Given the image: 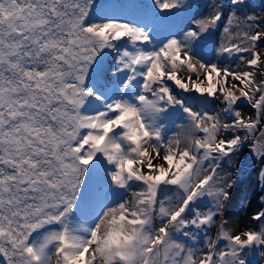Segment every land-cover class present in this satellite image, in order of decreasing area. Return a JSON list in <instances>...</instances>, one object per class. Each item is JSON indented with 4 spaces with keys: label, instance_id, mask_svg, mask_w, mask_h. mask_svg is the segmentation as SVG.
Here are the masks:
<instances>
[{
    "label": "snow or ice",
    "instance_id": "obj_1",
    "mask_svg": "<svg viewBox=\"0 0 264 264\" xmlns=\"http://www.w3.org/2000/svg\"><path fill=\"white\" fill-rule=\"evenodd\" d=\"M192 7L0 0V264L264 255V227H227L235 161L247 148L264 164V16L231 0L214 62L225 5Z\"/></svg>",
    "mask_w": 264,
    "mask_h": 264
},
{
    "label": "bare ground",
    "instance_id": "obj_2",
    "mask_svg": "<svg viewBox=\"0 0 264 264\" xmlns=\"http://www.w3.org/2000/svg\"><path fill=\"white\" fill-rule=\"evenodd\" d=\"M137 3V6L139 5L137 10H142L147 8V0H135ZM217 0H190V3L193 5L191 11L196 14H206L207 10L202 7L203 5L206 4H211L215 3ZM219 2L223 3L225 5V19L223 20V23L221 24L220 27H218L212 35L209 37L208 40V49H207V54H208V59H213V52L214 50L219 49L222 43L226 41V36L223 33V27L227 26V17L230 15V8L229 5L231 4V0H219ZM133 3V2H132ZM246 3L249 5L247 9H245V12L247 14H256V15H262L264 16V0H261L259 2V5H254L253 0H246ZM120 5H123V3H120ZM201 6V7H198ZM131 10V9H130ZM126 13L130 16L133 17L135 13L127 12ZM178 21L174 23L173 26H177ZM166 30H160L158 32V39H164L166 35ZM246 55V54H245ZM232 64L235 67V65L240 64V61L237 60L235 57L232 60ZM241 69L245 68V65H240ZM246 112H251V109H248L245 107ZM245 157L243 161H235V165L237 167V171L235 173L237 183H238V188L235 190L237 192V198L238 200L239 196L242 195L243 191L246 190L247 185L251 184V190L249 194L245 198H242L243 200L240 201V206H235L236 202L234 201V207L229 210L227 213L228 216V225L227 227L231 229L233 232H240L244 230H253L255 227L254 225V220H252V216L256 214V208L257 206L260 205V198L258 193L254 190V184L255 181H259V171L262 167H264V164H261L256 157H254L251 152L245 148L242 153L239 155V157ZM242 159V158H241ZM246 175V178H248L245 182H241L244 179V176ZM243 179V180H242ZM247 182V183H246ZM245 183L247 184L245 186ZM244 189L243 191H240ZM251 196L253 197L251 199ZM214 230V229H213ZM213 236V235H212ZM223 243V242H221ZM260 249H259V255H257L258 251L257 249L253 252L250 253L248 260L250 262H253V259H256L258 256H261L260 254ZM264 256V255H263ZM258 259V258H257ZM260 259V258H259ZM263 259V257H262ZM260 261V260H259ZM254 263V262H253Z\"/></svg>",
    "mask_w": 264,
    "mask_h": 264
},
{
    "label": "rangeland",
    "instance_id": "obj_3",
    "mask_svg": "<svg viewBox=\"0 0 264 264\" xmlns=\"http://www.w3.org/2000/svg\"><path fill=\"white\" fill-rule=\"evenodd\" d=\"M261 0H253V4L254 5H259V2H260ZM98 2H99V0H98ZM104 2L106 3L107 2V0H104ZM133 2V3H132ZM120 3H123V5H120ZM102 6H103V4H102ZM138 7H139V5L137 6V3H136V1L135 0H119V8L121 9V10H123L124 12H131V13H135V15L133 16V18H139V13H140V10H137L138 9ZM131 9V10H130ZM133 13V14H134ZM166 35H168V31L166 30ZM242 158V159H241ZM244 159H246L245 157H238L237 158V160L236 161H243ZM244 179V180H243ZM242 180L243 181H241V182H245L248 178H246V175L244 176V178H243ZM247 183V182H246ZM245 183V186L247 185ZM254 190L258 193V195H259V198H260V205H258L257 207L258 208H256L255 210H256V212H259V211H262V210H264V199H262V196H264V185H261L260 184V182L258 181V182H256L255 181V184H254ZM244 189H242V190H240V191H243ZM250 190H251V184H248L247 185V188H246V190H244L242 193V195H240L239 196V198H238V200H236V198H235V202H236V204H235V206L237 205V206H240V201H242L243 199L242 198H245L246 196H247V194H249V192H250ZM253 197L251 196V199H252ZM234 207V203H233V205H232V208ZM255 223H254V225H255V227L253 228V230H256V231H258L261 227H264V225H260L259 224V222H257V221H254ZM218 227H219V222L217 223V225H215V226H213V228L212 229H210V231H209V235H213L212 237L213 238H215V236H216V234H217V231H218ZM214 229V230H213ZM257 251H258V253H257V255H259V249H257ZM262 257H263V259H262ZM258 258V259H257ZM256 259H253V262H251V264H264V256L263 255H261V256H258ZM260 258V259H259ZM260 260V261H259Z\"/></svg>",
    "mask_w": 264,
    "mask_h": 264
}]
</instances>
